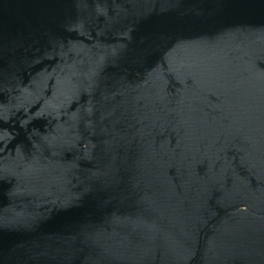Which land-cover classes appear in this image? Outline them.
I'll use <instances>...</instances> for the list:
<instances>
[{
  "label": "water",
  "instance_id": "water-1",
  "mask_svg": "<svg viewBox=\"0 0 264 264\" xmlns=\"http://www.w3.org/2000/svg\"><path fill=\"white\" fill-rule=\"evenodd\" d=\"M0 264H264V0H0Z\"/></svg>",
  "mask_w": 264,
  "mask_h": 264
}]
</instances>
